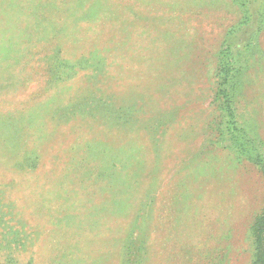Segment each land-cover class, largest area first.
Returning <instances> with one entry per match:
<instances>
[{
  "label": "rangeland",
  "instance_id": "rangeland-1",
  "mask_svg": "<svg viewBox=\"0 0 264 264\" xmlns=\"http://www.w3.org/2000/svg\"><path fill=\"white\" fill-rule=\"evenodd\" d=\"M0 264H264V0H0Z\"/></svg>",
  "mask_w": 264,
  "mask_h": 264
},
{
  "label": "trees",
  "instance_id": "trees-1",
  "mask_svg": "<svg viewBox=\"0 0 264 264\" xmlns=\"http://www.w3.org/2000/svg\"><path fill=\"white\" fill-rule=\"evenodd\" d=\"M227 74H229V73H227Z\"/></svg>",
  "mask_w": 264,
  "mask_h": 264
}]
</instances>
